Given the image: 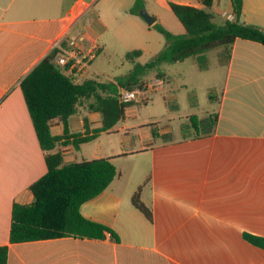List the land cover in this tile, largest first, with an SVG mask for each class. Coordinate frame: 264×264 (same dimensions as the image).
Returning <instances> with one entry per match:
<instances>
[{
	"label": "crops",
	"instance_id": "1",
	"mask_svg": "<svg viewBox=\"0 0 264 264\" xmlns=\"http://www.w3.org/2000/svg\"><path fill=\"white\" fill-rule=\"evenodd\" d=\"M143 1L155 22L173 34L184 30L169 2L203 8L201 0ZM130 3L123 5L124 21L149 30L129 13ZM91 4L0 0V246L7 248L6 264H264V248L243 239L264 238V45L238 38L226 55L212 128L198 118L203 127L195 135L184 129L175 136L169 126L130 124L123 115L77 149L71 138L57 142L51 152L59 151L63 164L108 158L117 172L105 190L78 208L82 218L107 229L102 238L9 242L12 205L32 204L29 186L47 171L19 82L61 37L83 35L88 45L98 44L97 56L102 52L100 37L122 22L102 23ZM208 11L216 24L234 21L230 0H213ZM239 20L264 29V0H242ZM77 108L67 119L70 133L85 135L83 119L88 135L101 127L97 112ZM49 125L51 135L63 134L57 118ZM139 187L151 220L131 204Z\"/></svg>",
	"mask_w": 264,
	"mask_h": 264
},
{
	"label": "trees",
	"instance_id": "2",
	"mask_svg": "<svg viewBox=\"0 0 264 264\" xmlns=\"http://www.w3.org/2000/svg\"><path fill=\"white\" fill-rule=\"evenodd\" d=\"M213 0H201L203 8L168 3L169 9L183 27L184 33L173 34L157 21L150 28L157 31L164 40L163 47L147 62L140 64L134 59L141 55L136 49L128 52L125 59L131 69L121 81H97L86 79L75 83L53 63L58 49H51L19 82L23 99L32 122L40 149L44 152L46 173L29 186L34 202L29 205L14 203L11 211L9 242L18 243L39 239L76 236L80 238H102L107 230L103 226L85 220L79 214V205L103 190L117 176L110 159H96L63 164L59 151L52 153L62 138H71L72 146L88 142L99 132L108 131L123 118L127 103L117 99L118 89L132 90L146 87L143 76L147 71L157 69L160 63H177L189 57L201 61L209 50L223 48L229 52L230 46L238 39L249 40L264 45V29L240 22L242 0H230L234 21L222 24L213 22L208 11ZM144 9L143 0H134L129 13L139 16ZM198 61V62H199ZM200 64V62H199ZM201 65V64H200ZM203 67V66H201ZM93 97L88 110L97 112L101 127L88 135L86 119H83L85 135L70 133L67 119L76 112L81 99ZM210 99V95L208 96ZM57 118L63 125V134L53 136L49 122ZM216 115L210 117L212 128ZM191 126L197 132L202 122L196 116L190 117ZM206 125V122H204ZM156 137L155 131L152 132ZM140 187L132 194L131 204L151 220L150 211L139 198ZM116 239L113 233H110ZM243 239L252 245L264 248V238L243 234ZM7 248L0 246V264H6Z\"/></svg>",
	"mask_w": 264,
	"mask_h": 264
},
{
	"label": "rangeland",
	"instance_id": "3",
	"mask_svg": "<svg viewBox=\"0 0 264 264\" xmlns=\"http://www.w3.org/2000/svg\"><path fill=\"white\" fill-rule=\"evenodd\" d=\"M91 3V9L102 23L106 20H113L115 24L119 21L122 23L117 25L113 33L109 30L100 37L99 42L103 43V50L92 62L95 71L90 75L93 77L87 76L84 80L121 81L131 69V63L125 59L128 52L142 48V55L134 60L143 64L163 47V37L157 31L145 28L142 32L136 24L124 21L125 0H91ZM105 4L109 6L108 10L103 6ZM112 6L115 10L110 9ZM143 10L146 11L145 7ZM146 13L150 14V11ZM226 55L225 49L215 48L204 53L201 61L196 57H189L173 64L160 63L157 69L147 71L143 76L146 85L155 83L156 78H163V81L147 94V101L143 104L127 103L123 113L126 121L130 124L150 121L154 123L150 124L151 126H169L175 136H179L184 129H190L195 135L196 130L190 123V117L194 115L204 118V128H210V117L217 112V100L220 98L226 76ZM209 95L211 99L208 98ZM93 101V97L81 99L77 109H88V105ZM172 105H176V108H172Z\"/></svg>",
	"mask_w": 264,
	"mask_h": 264
},
{
	"label": "built area",
	"instance_id": "4",
	"mask_svg": "<svg viewBox=\"0 0 264 264\" xmlns=\"http://www.w3.org/2000/svg\"><path fill=\"white\" fill-rule=\"evenodd\" d=\"M54 48L58 51L52 61L64 75L75 83L90 76L92 62L99 52V46L95 41L88 45L83 35L66 39L61 37L56 41ZM161 83V81H156L153 84H147L143 89H118L117 99L120 103L138 102L143 104L147 101V94L151 90H155L156 85H161Z\"/></svg>",
	"mask_w": 264,
	"mask_h": 264
},
{
	"label": "water",
	"instance_id": "5",
	"mask_svg": "<svg viewBox=\"0 0 264 264\" xmlns=\"http://www.w3.org/2000/svg\"><path fill=\"white\" fill-rule=\"evenodd\" d=\"M138 14H139V17H140L141 19H143V21H144L148 26H152V25L155 23V20H156L155 17H153V16L147 14L145 10H143V9L140 10Z\"/></svg>",
	"mask_w": 264,
	"mask_h": 264
}]
</instances>
